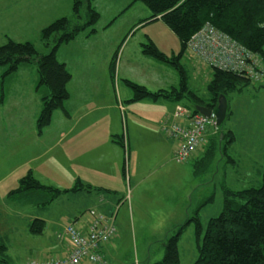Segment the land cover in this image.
I'll use <instances>...</instances> for the list:
<instances>
[{
    "label": "rangeland",
    "instance_id": "374dc122",
    "mask_svg": "<svg viewBox=\"0 0 264 264\" xmlns=\"http://www.w3.org/2000/svg\"><path fill=\"white\" fill-rule=\"evenodd\" d=\"M73 3L74 0H0V46L5 45L9 39L16 42L29 41L35 45L40 54H49L52 47L45 45L43 30L62 17L72 19ZM92 6L101 15L95 26L97 32L88 38L91 29L82 31L74 40L63 44L58 51V59L68 63L69 71L71 74L74 73L75 79L86 77L84 71L75 68L93 64V68H88L92 74L90 81H95L96 89L105 88L106 97L112 96L114 91L118 95L123 90L132 93L125 80L144 85L151 91L179 87L180 74L171 63L147 56L143 52L142 44L150 42L149 40L169 57L180 52L181 43L178 37L163 20L140 23L141 20L149 18L151 12L142 2H134V0H92ZM85 13L86 7L82 9L83 16ZM51 42H54L53 38ZM123 53L120 67V56ZM116 55L117 68L115 81L112 84L103 60H111ZM128 59H132L133 62L129 63ZM182 61L184 62L185 59ZM119 67L120 72H118ZM7 69V65L0 66V209L12 203V221L16 225H26L33 214L46 222L42 235L34 234L26 237L17 232L18 235L15 237L13 234L4 238L9 246L8 255L11 264H27L33 257L47 255L50 251L57 250L54 247L47 249V246L51 247L56 228L67 225L65 215L72 214L74 217L82 210L85 211L83 220L87 218L91 206L86 202L74 204L72 200L76 198L71 196L69 198L67 195L57 198L48 205V208L39 199L29 200L30 198L17 194L15 199L8 196L12 190L18 188L19 181L30 170L36 178H40L36 168H39L38 166L46 159H33L41 155L51 144L46 142L49 145L46 149H42L41 144H36L48 129L45 127L40 131L38 126L42 91L37 88V63L23 65L12 75H4ZM188 74L192 78L189 79L191 88L200 98L208 100L210 98L208 85L213 76V69L205 67V72L198 71L194 74L195 77L191 71ZM77 83L78 80L73 86L76 91L77 88L79 89ZM71 88L72 85H69L68 89ZM108 88L112 89L110 93ZM125 96L124 94L123 97ZM67 103L68 101L65 105ZM228 103L230 115L221 126L211 128L204 153L200 154L199 151V154L196 153L185 164L177 161L171 164L175 169V178L168 187L170 198L167 199L165 206L164 199L158 203L167 208V215L153 216L157 221L152 223L147 221L149 217L143 210L142 213L145 215L138 214L137 208H134V215L128 207L120 211L116 224L118 232L120 227L123 229L124 239L121 247L104 254L109 264H149V262L154 264L163 261L166 254L163 245L170 238L161 228L164 225L174 224L171 213L175 210L176 203L182 202V199L187 212L191 210L193 216L201 202L212 198L200 211L205 233L210 219L222 213L225 200L224 187L243 190L260 184L264 172V77L253 79L250 85L231 93ZM179 104L192 110L195 108V104L188 98H183ZM121 113L117 124L121 130L120 134L127 132L128 128L130 134H134L132 116L125 109ZM106 119H109L106 115L100 118L103 123ZM229 130L235 136L232 143H228L230 140L228 137L225 139L223 135ZM91 136L93 135L82 133L73 141V150L70 151L83 156V159L78 156L75 161L71 159L75 165L82 161L92 164L96 156L106 160L114 155L113 148L110 142L106 141L104 133L95 137V140L90 139ZM214 142L216 143L215 158L213 161H208L209 155L207 156L206 153ZM205 156L207 158L201 162ZM124 157L125 161L121 168L124 174L122 181L126 187L129 184L128 161H126L128 153ZM47 159L50 160L52 167L56 164L54 154ZM181 191L184 195L180 194ZM7 198L8 200L10 198V202ZM157 217L161 218L157 219ZM20 220L22 224H19ZM187 221L188 219L185 222ZM147 224H149L147 227L150 226L149 231H145L147 227L143 229ZM193 227L194 224L188 230L186 226L182 240L179 242L180 264H193L199 256ZM62 231L60 229L57 232ZM177 234L176 232L174 235ZM0 264L7 263L0 261Z\"/></svg>",
    "mask_w": 264,
    "mask_h": 264
},
{
    "label": "trees",
    "instance_id": "16d2710c",
    "mask_svg": "<svg viewBox=\"0 0 264 264\" xmlns=\"http://www.w3.org/2000/svg\"><path fill=\"white\" fill-rule=\"evenodd\" d=\"M142 2L151 12L146 21L163 20L176 34L181 50L178 54L169 57L162 53L153 41L144 43L143 52L171 63L180 74V85L171 90L160 89L151 91L146 86L129 80L125 84L132 89L131 102L144 99L158 100L171 98L180 102L188 98L195 104L208 105L214 110L218 106V98L225 94L230 101L231 93L250 85L252 80L243 74L213 68V76L208 85L210 98H200L188 84V73L182 64L187 44L192 36L207 22L212 23L219 30L228 34L242 44L249 51L264 58V0H134ZM86 7L85 16L82 9ZM73 18L62 17L57 19L43 30L45 45L51 48L49 54H40L32 42H16L9 39L5 45L0 46V66L7 65L4 75H12L23 65L31 62L37 63V88L42 91V108L38 118L40 131L50 125L52 116L57 110L65 111V103L70 98L68 89L72 74L66 63L58 59V51L63 44L74 40L82 31H89V35L97 32L96 25L100 20V13L92 6V0H74ZM51 38L54 42H51ZM53 43V44H52ZM264 62V59H263ZM117 68V55L114 56L110 71L115 78ZM124 108V107H123ZM122 110V109H121ZM124 109L122 110V112ZM196 111V108L193 109ZM230 115L228 108L227 118ZM224 138L232 143L234 133L229 130ZM123 143V141H120ZM124 145V143H123ZM216 143H212L207 156L201 162L213 161L216 153ZM81 190H94L90 184L78 180L72 189H60L45 185L36 178L32 171L21 178L17 189L9 193L12 199L25 196L29 200L39 199L44 205H49L63 194L79 192ZM101 192V188H97ZM106 192V191H105ZM111 192V191H107ZM22 194V195H20ZM224 208L220 216L211 218L204 233L201 222V208L210 200L199 204L196 213L191 216L177 235L172 236L165 246V258L154 264H179L180 236L186 226L194 224L196 229L199 256L193 264H264V172L260 184L250 186L243 190H233L224 187ZM45 207V206H44ZM45 221L39 218L30 224L33 234H42ZM9 246L0 236V261L11 264L8 255Z\"/></svg>",
    "mask_w": 264,
    "mask_h": 264
},
{
    "label": "crops",
    "instance_id": "0c3cea01",
    "mask_svg": "<svg viewBox=\"0 0 264 264\" xmlns=\"http://www.w3.org/2000/svg\"><path fill=\"white\" fill-rule=\"evenodd\" d=\"M87 37L91 38L92 36L88 35ZM128 44L124 47L126 48ZM123 55L124 53L120 56V67ZM183 59H185V61L182 62L188 73L191 71L194 77L196 76L194 74L198 71L202 73L205 72L204 68L198 69L196 67L197 70L194 63H192V61L186 56H184ZM112 60L113 59L103 60V63L109 71L108 74L110 75L109 77L113 84L115 78L110 71ZM127 61L129 63L133 62L132 59H128ZM66 65L68 67V63H66ZM120 67L118 72H120ZM88 68H93V64H85L80 68H75L84 71L86 77L75 79L74 73L72 72V80L69 83V85H72V88L69 89L70 98L65 105V111L57 110L54 112L52 121L50 125L47 126L48 129L44 131V136L36 143L37 145L41 144L40 146L42 149H46L49 146L46 142L51 144L41 155L33 159H46L44 163L42 162L38 166L39 168H36L40 175V178L38 179L45 185H51L58 188L63 187L60 189H72L78 180H81L84 184H90L93 186L94 190H81L79 192L63 194L64 196H69V198H76L74 201L72 200L74 204L86 202V204H90L91 209L94 208L106 214H111L117 211L118 218L120 211L123 208H130L133 215L134 208H137L138 214L145 215L142 213L143 210L149 217L147 218V221L155 223L157 220L156 218H153V216L167 215V208L158 203L164 199L165 201L163 205L165 206L167 204V199L170 198L168 187L171 186L172 180L175 178V169L171 167V164L176 162L173 158L176 142L166 137L162 130L161 122L163 120H168L169 122H172L173 120L181 122V120H176L173 117L178 102L171 98H160L158 100L144 99L139 102H131L130 100L133 98L132 90V93L123 90L119 95L114 91L112 96L106 97V89H96L95 81H90L92 74ZM189 79H192L190 78V74H188V84L190 89H192L190 84L191 80ZM76 80H78L77 85L79 87V89L77 88V91L74 90L73 87ZM77 85H75V88ZM110 89L108 88L109 93ZM124 94L126 95L125 97H123ZM121 106H123L132 116V120L134 121L132 123V131L134 134H130L129 128L127 132L120 134L121 130L118 128L117 124L119 123V118L122 114ZM105 115L108 116L109 119H106L103 123L100 118ZM55 123L58 124L55 125ZM212 129L207 133L206 142L201 149L200 154H203L205 151ZM97 131H100L101 133H98ZM82 133L93 135L90 137V139L92 138L93 140H95L98 135L104 133L106 135V141H109L113 148L112 151L114 155L106 160L96 156L94 157L92 164L85 161L76 163V165L75 163H72L71 159L75 161L77 156L80 159H83V156L77 152L70 151L73 150V141ZM119 140L123 141L124 145L123 143H120ZM127 153L128 159H126V161H128L129 184L125 187L122 181V176L124 174H122L121 167L125 161L124 156ZM52 154H54L56 161V164L53 167L50 165V160L47 159ZM124 178L126 179V177ZM97 188H101V192L95 190ZM107 191L111 192L109 193ZM180 194L184 195V192L181 191ZM46 208H48V206ZM84 212L85 211L80 210L74 217L72 214L69 216L65 215L64 219L67 221V225L78 222V226L83 227L84 221L87 219L85 218L82 220V217L85 215H83ZM191 213V210L189 213L187 212V207L182 199V202L176 203L175 210L171 213V220L174 224H172V226L164 225L161 229L167 233L169 238H171L176 232L178 233L183 228V225L186 224V219L191 217ZM36 218H38L37 215L33 214L29 217L26 225L22 224V220H20L19 223L22 225L13 224L12 203H8L5 208L0 209V236L5 238L14 234L15 237L18 235L17 232L26 237L32 236L34 234L30 231V224ZM160 218L161 217H157V219ZM6 223L9 225L7 226ZM148 225L149 224L145 225L143 229ZM192 225L193 224L188 225V230L192 228ZM64 227L65 226H58L56 228V238L54 237V240H51V247L47 246V249H52V247H54L57 248V250L53 249L55 252L50 251V253H48L49 255L65 256L67 254L66 252L70 245L69 240L67 238L59 240L57 232L60 229L63 230ZM149 228L150 226L147 227L145 231H149ZM193 229L196 234L195 225ZM170 233L174 234L171 235ZM42 234H44V231ZM182 237L183 234L180 236L179 242H181ZM123 239L124 232L120 227V231L117 233L114 240L103 248V253H111L113 250L121 247ZM166 243L163 245L164 248ZM85 264L91 263L87 262ZM149 264H151V262H149Z\"/></svg>",
    "mask_w": 264,
    "mask_h": 264
},
{
    "label": "built area",
    "instance_id": "2783aa9c",
    "mask_svg": "<svg viewBox=\"0 0 264 264\" xmlns=\"http://www.w3.org/2000/svg\"><path fill=\"white\" fill-rule=\"evenodd\" d=\"M185 55L198 69L219 68L251 80L264 77L263 59L210 22L192 36ZM173 117L181 122L163 120L162 130L168 139L176 142L173 158L183 164L201 151L208 131L217 128V116L215 111L206 116L178 103ZM116 218L117 211L106 214L90 209L83 227L74 222L58 233L59 240L67 238L70 243L65 256L41 255L31 258L27 264H109L103 248L117 236Z\"/></svg>",
    "mask_w": 264,
    "mask_h": 264
},
{
    "label": "water",
    "instance_id": "95a60500",
    "mask_svg": "<svg viewBox=\"0 0 264 264\" xmlns=\"http://www.w3.org/2000/svg\"><path fill=\"white\" fill-rule=\"evenodd\" d=\"M196 111L202 113L203 115L210 116L214 108H211L208 105L197 104ZM228 98L225 94H221L218 98V106L216 109L217 116V125L221 126L222 123L226 120L228 114Z\"/></svg>",
    "mask_w": 264,
    "mask_h": 264
},
{
    "label": "bare ground",
    "instance_id": "6f19581e",
    "mask_svg": "<svg viewBox=\"0 0 264 264\" xmlns=\"http://www.w3.org/2000/svg\"><path fill=\"white\" fill-rule=\"evenodd\" d=\"M213 111H215V112H216V110H214V109H213ZM213 111H212V112H213ZM199 113H200V112H199ZM201 114H202V113H201Z\"/></svg>",
    "mask_w": 264,
    "mask_h": 264
}]
</instances>
